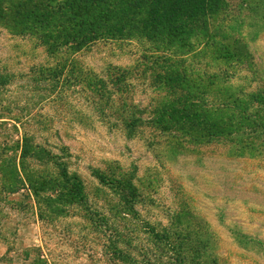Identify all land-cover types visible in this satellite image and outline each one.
I'll list each match as a JSON object with an SVG mask.
<instances>
[{
    "label": "rangeland",
    "instance_id": "rangeland-1",
    "mask_svg": "<svg viewBox=\"0 0 264 264\" xmlns=\"http://www.w3.org/2000/svg\"><path fill=\"white\" fill-rule=\"evenodd\" d=\"M223 1L167 47L132 37L51 55L0 25L12 138L26 131L52 155L29 161L49 186L39 196L0 193V264H264V0ZM169 66L185 70L182 90L161 77ZM37 68L54 78L38 83ZM197 101V124L220 128L179 125L171 111ZM74 177L82 200H68Z\"/></svg>",
    "mask_w": 264,
    "mask_h": 264
},
{
    "label": "trees",
    "instance_id": "trees-1",
    "mask_svg": "<svg viewBox=\"0 0 264 264\" xmlns=\"http://www.w3.org/2000/svg\"><path fill=\"white\" fill-rule=\"evenodd\" d=\"M223 3V0H0V25L11 29L13 33L34 36L51 55L63 49L76 53L101 40L132 37L161 41L167 47L183 42L189 33L206 30L210 15L220 9ZM162 57L170 59L165 53ZM165 72L167 74L161 77L167 79V84L182 90L187 81L185 70H173L169 66ZM36 74L38 77L35 81L38 83L48 82L55 76L45 73L44 68H37ZM14 77L12 73L0 72V92L8 90ZM42 88L46 90L45 86ZM29 92L34 90L29 88ZM41 95L48 94L41 91ZM184 97L191 96L186 93ZM16 101L20 104L19 100ZM195 106L198 108L196 114H187L186 106L180 110L173 109L171 113H181V126L190 125L204 132L220 128L210 119L197 124V120L201 121L200 108L206 106V103L197 101ZM12 109L14 105L11 100L0 102V128L6 131L0 155V193L15 189L28 190L31 196H39L38 192H43L49 186L41 174L37 175L33 171L29 161L38 156L40 161L48 162L52 155L46 146L34 143L31 134L26 131L17 139L12 138L19 128L16 125L8 126L5 112ZM22 109L24 119L32 116L29 104H25ZM217 118L216 122L221 121V118ZM10 119L19 121L18 117ZM157 129L164 130L166 126L157 125ZM187 131L183 130L189 138H196L197 135ZM224 134L222 131L220 135ZM9 150L13 154H6ZM59 165V175L67 183L69 178L65 165ZM73 179L69 192L72 196H67L68 200H82L81 183L76 177ZM57 196L61 199L65 197L63 194Z\"/></svg>",
    "mask_w": 264,
    "mask_h": 264
}]
</instances>
